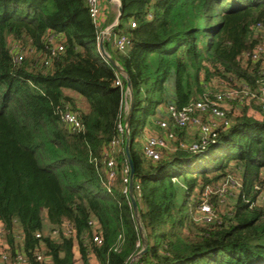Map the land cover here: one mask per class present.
Here are the masks:
<instances>
[{"label":"trees","instance_id":"16d2710c","mask_svg":"<svg viewBox=\"0 0 264 264\" xmlns=\"http://www.w3.org/2000/svg\"><path fill=\"white\" fill-rule=\"evenodd\" d=\"M120 1L124 13L111 37L127 35L130 44L110 54L125 75L95 47L100 28L86 0H0V229L7 244L12 253L23 250L30 264H90L91 253L100 264H264V207L255 205L264 185V75L260 62L244 59L264 41V0ZM10 38L32 47L31 57L16 60ZM214 78L225 90L247 85L256 96L231 101L239 113L225 112L230 126L219 129L218 142L202 157L183 148L181 129L173 153L146 157L136 139L157 107L213 97ZM128 81L142 232L124 191V148L114 154L110 186L106 167L110 143L126 121ZM68 110L79 115L80 129L62 120ZM231 164L242 170L236 203L212 223L197 222L207 188L228 181ZM43 212L52 228L69 222L76 233L44 235Z\"/></svg>","mask_w":264,"mask_h":264},{"label":"built area","instance_id":"2783aa9c","mask_svg":"<svg viewBox=\"0 0 264 264\" xmlns=\"http://www.w3.org/2000/svg\"><path fill=\"white\" fill-rule=\"evenodd\" d=\"M89 8L90 16L93 22L99 27V18L101 14V0H86ZM135 24L132 23V26ZM256 31H261L262 26L258 24L254 27ZM104 31V30H103ZM103 31H100L99 40ZM110 34H107L105 37V41L108 39ZM98 40V41H99ZM115 46L120 51H125V49L130 44V39L127 35H119L116 36L114 40ZM98 47V46H96ZM15 48L20 49L21 46L15 43ZM98 49V48H97ZM62 51L63 46H59L58 48L52 49V54L54 55L56 51ZM34 50L30 47V52L32 53ZM99 52V51H98ZM100 54V53H99ZM23 56L18 54L16 60L20 61ZM244 59H251L254 62H260L262 65V73L264 75V42H260L251 52H248L244 55ZM264 83V82H263ZM117 84H120L119 82ZM260 101L262 110L264 111V86L262 90H260ZM129 90L127 89L126 95H129ZM254 97L256 96L247 85H241L239 88H230L226 89L223 92L216 93L213 97L210 93H207L203 98H199L189 105L178 108L174 104H171L167 107L168 112V120L159 119L157 121L158 127L162 129L165 135H146L143 138V152L146 157L151 158L153 161H159L163 157V151L166 149H171V141L176 138V134L174 129L170 127V124L173 123L175 128L184 130L189 127H197L200 132V139L195 141L196 143L192 146L185 147L188 151L198 152L201 150V147L205 146L210 140L217 139L219 135V129L226 130L230 126V121L226 118L225 110L222 108V104L228 100L232 101L235 99H243L244 97ZM206 116L209 120L206 119ZM62 120L70 126L72 129H80L82 127V122L79 115L73 111H65L62 114ZM211 120H219L220 123L210 125L209 121ZM118 129L120 132V136L115 138L110 143L109 149V158L106 160V167L108 169V185L110 186L116 179L117 169H116V160L114 158V154L116 153L119 147H126V143L128 140V136L130 134V130H128V126L125 123H120L118 125ZM206 152L203 151L201 153ZM126 157L128 159V154L125 150ZM200 154V153H199ZM130 155V151H129ZM123 181L127 184L125 188V192L129 196V183L131 177V167L130 165H126L123 168ZM136 188H139V185L136 184ZM213 193L212 189L206 190L203 195V199L198 206V215L195 217L197 221H202L204 223H212L216 219V214L214 212V208L212 209V205L210 203V196ZM195 216V214H194ZM94 228L96 227L95 221L90 220L89 222ZM53 233L60 235L61 231H63L66 235H74L75 229L72 224L69 222H65L62 228H52ZM2 230L0 229V234ZM41 237V233H37V238ZM95 241L98 243H102V239L98 236L95 237ZM35 258L37 261L42 262L45 260L44 252L38 251L35 254ZM0 264H30L27 255L23 252V250H18L15 253H12L10 246L6 243L0 244Z\"/></svg>","mask_w":264,"mask_h":264},{"label":"rangeland","instance_id":"374dc122","mask_svg":"<svg viewBox=\"0 0 264 264\" xmlns=\"http://www.w3.org/2000/svg\"><path fill=\"white\" fill-rule=\"evenodd\" d=\"M261 41H263L261 39ZM264 42V41H263ZM9 46L12 48V51H14V53H17L19 51L20 55L25 57V58H30L32 53L30 52V46L26 45L24 49H22V47L20 49L15 48V42L13 38L9 39ZM96 47V46H95ZM168 90H171L174 86L173 84V79H171L170 81H168ZM210 91H212V93H218L220 91H224L225 90V84H223L218 78H214L211 81V85H210ZM200 96H197L195 98H199ZM129 102V101H127ZM239 106V105H238ZM223 109L225 110V112H229L232 113H239V108H233V103L231 101L226 100L223 104H222ZM240 107V106H239ZM234 109V110H233ZM210 125L218 124L220 123L219 120H211V122L209 121ZM148 127V126H147ZM145 128V134L147 135H159L157 134L158 132H161L160 130L158 132H156L154 129H150ZM154 128V127H153ZM191 128V127H189ZM188 129V128H187ZM155 131V132H154ZM192 134H190L191 137H193L194 135H197V133L199 132V130H195L192 131ZM143 139V137L141 138ZM230 168V169H229ZM228 171H229V175L227 176L228 181H225L224 184H220V187L218 188H213V193H212V197L210 196V198H212V209H216V217L217 219H219L222 215H224L229 209H231L234 204L236 203L239 193H240V189L242 186V181H241V169L236 167V166H232V164L230 165ZM262 178L264 180V172L262 173ZM256 191H258V197H257V201L256 204L259 207H264V185L261 187H258L256 189ZM198 199V195H192V201ZM195 217L198 215V210L196 208L195 211ZM43 218H44V235H50L52 237H54L55 239L57 237H59V235L54 234L52 227L48 224V219L46 218V214L45 212H43ZM198 222V221H197ZM200 222V221H199ZM6 239L4 237V234L1 233L0 234V244H6ZM78 258V256H77Z\"/></svg>","mask_w":264,"mask_h":264},{"label":"crops","instance_id":"0c3cea01","mask_svg":"<svg viewBox=\"0 0 264 264\" xmlns=\"http://www.w3.org/2000/svg\"><path fill=\"white\" fill-rule=\"evenodd\" d=\"M118 15H119V2L117 0H101V14H100V18H99L100 31H103L106 28L114 25L118 19ZM112 33H113V31L111 33H109L110 36L107 39L108 44H106L107 42L105 41V48L109 54H110V51L117 49L115 46V43H114L116 36L114 35L113 37H111ZM110 37H111V39H110ZM172 90H173V88L171 90H169L170 93L172 92ZM128 101L129 102L126 103V112L127 113L129 111V108H130V94L128 95ZM159 119L168 120V112H167V108L165 106L161 105V106L157 107L156 114L148 118L147 123L145 125V128L148 126L150 129H154L156 132H158L160 130L161 132H158L157 134L165 135L164 131L158 127L157 121ZM206 119L209 120L207 118V116H206ZM170 127L172 129H174L175 132H176V130H180L178 128H175L173 123L170 124ZM191 130L195 132V130H199V129L197 127H191V128L185 129V130H181V131H185L183 134V137L181 138V141H183V143H182L183 148L187 147L189 144L198 140L196 138H198V135L200 134V132H198L197 135H194L193 137H191L190 136V134H192ZM146 135L147 134H145V132H144L142 137L144 138ZM139 139H140V142H143V139H141L140 137H137L136 140L139 141ZM176 144H177V134H176V138L173 141H171V143H170L172 148L164 150L163 151L164 155H169V154L173 153L176 150ZM122 148H124V147H119L117 149L116 153L121 152ZM205 153L206 152L197 154L194 157L198 159V158L202 157ZM48 224L50 225L49 222H48ZM74 253H75L76 259H79L80 258V251H79L78 245H76L74 247ZM77 256H78V258H77ZM89 257H90V260H89L90 264H100L98 258L93 253H91L89 255Z\"/></svg>","mask_w":264,"mask_h":264},{"label":"water","instance_id":"95a60500","mask_svg":"<svg viewBox=\"0 0 264 264\" xmlns=\"http://www.w3.org/2000/svg\"><path fill=\"white\" fill-rule=\"evenodd\" d=\"M119 2V15H118V19L116 21V23L108 28H106L103 33L101 34V37H100V40L98 41L97 43V48H98V51L100 53L101 56L104 57L105 59V62L108 63L109 65H111L119 74H122V75H125L126 72L125 70L118 64V62L115 60V58L113 56H111L106 48H105V37L107 34L111 33L118 25H120L121 23V20H122V17H123V13H124V9L122 8L121 6V1L120 0H117ZM128 90H129V93H130V108H129V111L127 113V118H126V124L128 126V130H130V118H131V115L133 113V101H134V98H133V95H132V91H131V85H130V82L128 81ZM219 138L217 137V139L215 140H210L205 146L201 147V150L198 151V152H191V155H197L203 151H207L209 147H211V145H214L218 142ZM196 142H193L191 144H189L187 147L189 146H192L194 145ZM125 150L128 154V162H129V165L131 167V179H130V183H129V199L131 201V204H132V207H133V211H134V215H135V218L137 220V223H138V227L140 229V232H142V228H141V224H140V215H139V210H138V204H137V201H136V198H135V191H134V183H135V177H134V169H133V165L131 163V160H130V155H129V151H130V134L128 136V140H127V143H126V147H125ZM144 242V245H145V248L140 252L141 254L147 252V245H148V242L146 240H143Z\"/></svg>","mask_w":264,"mask_h":264}]
</instances>
